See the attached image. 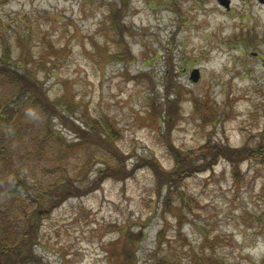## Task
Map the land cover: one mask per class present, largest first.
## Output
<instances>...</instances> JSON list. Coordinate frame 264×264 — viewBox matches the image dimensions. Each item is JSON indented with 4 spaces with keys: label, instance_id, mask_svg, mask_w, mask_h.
<instances>
[{
    "label": "rangeland",
    "instance_id": "1",
    "mask_svg": "<svg viewBox=\"0 0 264 264\" xmlns=\"http://www.w3.org/2000/svg\"><path fill=\"white\" fill-rule=\"evenodd\" d=\"M220 1L0 0L3 67L19 66L51 100L69 96L75 120L117 128L113 137L101 131L95 147H64L27 101L33 85L0 73V103L16 111L15 135L0 133L13 167L3 175L35 176L38 196L66 178L80 177L75 184L86 192L35 216V253L46 264H264V159H220L170 191L141 162L173 173L176 152L209 140L233 149L264 144V5L228 0L227 9ZM207 105L217 113L208 123ZM51 126L64 145L79 141L59 121ZM108 164L121 175L104 174ZM28 204L17 194L0 198L18 232Z\"/></svg>",
    "mask_w": 264,
    "mask_h": 264
},
{
    "label": "trees",
    "instance_id": "2",
    "mask_svg": "<svg viewBox=\"0 0 264 264\" xmlns=\"http://www.w3.org/2000/svg\"><path fill=\"white\" fill-rule=\"evenodd\" d=\"M114 14V13H113ZM112 24L116 25L117 30H119L117 23L118 17L114 14ZM4 61V60H3ZM3 61L0 62V73L2 74H11V77L15 81L23 84L24 79L27 82L31 83L33 86L29 90L32 92V95L29 94L27 101H33V104L38 108L37 113L44 117L46 124V133L50 137H53L57 142H59L64 147H80L85 143H88L92 147L96 145L97 140H103L107 134L101 133V131H106V133L111 132L109 137H113V134L117 132V128L108 121V123H100V127L97 126V122H89L88 120H75L73 118V107L74 102L69 98V96L64 95L58 100H51L47 94L42 90L43 84L37 82H32L26 78V74H20L18 69H12L10 67H3ZM4 68V69H3ZM24 77V78H23ZM23 86V85H22ZM26 92V90H25ZM22 94V93H20ZM169 108L172 107V104L178 103V98L176 100H169ZM23 105V104H22ZM21 105V106H22ZM13 106L11 103H0V133L4 132V129H8L9 134L15 135L11 130L13 123L10 121L14 118L16 111H12ZM199 111L197 108L196 113ZM20 112V110L18 111ZM202 116L204 121L208 123L213 115L214 120H216L217 113L214 112V109L211 106L207 105V110ZM215 113V114H214ZM169 115V111H167ZM162 118V115L160 114ZM156 116L152 114V120H155ZM53 121H59L61 125L65 128H69L79 139L77 142H72V144L63 142V138L60 134L53 132V127L51 126ZM93 121V120H92ZM162 123V122H161ZM15 125V124H14ZM96 132H99L98 134ZM8 134V133H7ZM91 134V135H90ZM97 134V135H96ZM170 146L176 149L171 141L169 142ZM10 149L4 144L0 145V198L7 197L9 194L19 195L25 197L30 201L28 206H32V212L28 217V223L26 226L21 228V231L15 230L14 220H10V216L0 208V264H46L43 261V258L35 253V247L40 242L39 237V226L34 221L35 216H38L39 213L48 214L49 211L54 210L58 207L63 201L72 198L79 197L86 194L82 192L83 190L78 187L75 182H79L80 177L73 178V180L68 181L62 180L57 181V179L52 182L48 189L39 196L36 190L38 188V182L35 180V176H28V172H14L7 175H3V169L6 168L8 171L13 172L12 161H9ZM113 156L118 159L119 166H122L124 163L118 153H114ZM220 159H225L226 161L231 162L232 164H238L242 159L245 160H257L264 159V144L259 145L252 149H233L227 145H222L221 143H214L212 140H209V144H205L197 149H193L189 154H181L176 152L174 160L176 162V170L173 173L164 174L158 172L156 169L157 164L152 159L141 160L144 163V166L154 167V171L157 174L158 181L160 185L166 184L169 191L177 186L178 182L183 181L185 178L191 176L194 172L204 171L205 169H212L214 164H218ZM2 160V161H1ZM12 170H11V169ZM157 170V172H156ZM119 168L113 166H107L104 170V174L110 175L108 177H118L121 175ZM125 173V171H123ZM127 173V172H126ZM1 174L4 176H1ZM170 174V175H169ZM102 173L100 174V177ZM60 184H63V188L60 190ZM162 186V185H161ZM42 191V190H41ZM40 192V191H38ZM48 200L52 202L47 207L45 203H49ZM32 214V215H31ZM132 246L133 244L130 243ZM116 256V254H114ZM211 258L207 257V261H210ZM129 261V259H126ZM165 260H158L154 264H163ZM127 263V262H126Z\"/></svg>",
    "mask_w": 264,
    "mask_h": 264
},
{
    "label": "water",
    "instance_id": "3",
    "mask_svg": "<svg viewBox=\"0 0 264 264\" xmlns=\"http://www.w3.org/2000/svg\"><path fill=\"white\" fill-rule=\"evenodd\" d=\"M261 3H264V0H259ZM221 4L223 6H225L227 9H229V4L230 2L228 0H221L220 1ZM200 70L199 69H195L193 70V72H191V75H190V79L193 81V82H198L199 79H200Z\"/></svg>",
    "mask_w": 264,
    "mask_h": 264
},
{
    "label": "flooded vegetation",
    "instance_id": "4",
    "mask_svg": "<svg viewBox=\"0 0 264 264\" xmlns=\"http://www.w3.org/2000/svg\"><path fill=\"white\" fill-rule=\"evenodd\" d=\"M255 1H257L258 2V0H255ZM259 4H261V5H264V3H261V2H258Z\"/></svg>",
    "mask_w": 264,
    "mask_h": 264
}]
</instances>
